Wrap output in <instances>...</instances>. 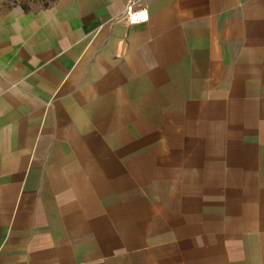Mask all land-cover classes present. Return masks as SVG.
Wrapping results in <instances>:
<instances>
[{
  "label": "crops",
  "instance_id": "obj_1",
  "mask_svg": "<svg viewBox=\"0 0 264 264\" xmlns=\"http://www.w3.org/2000/svg\"><path fill=\"white\" fill-rule=\"evenodd\" d=\"M0 264H264V0L1 14Z\"/></svg>",
  "mask_w": 264,
  "mask_h": 264
},
{
  "label": "rangeland",
  "instance_id": "obj_2",
  "mask_svg": "<svg viewBox=\"0 0 264 264\" xmlns=\"http://www.w3.org/2000/svg\"><path fill=\"white\" fill-rule=\"evenodd\" d=\"M46 1L47 0H0V15L19 9L37 10L43 7Z\"/></svg>",
  "mask_w": 264,
  "mask_h": 264
},
{
  "label": "built area",
  "instance_id": "obj_3",
  "mask_svg": "<svg viewBox=\"0 0 264 264\" xmlns=\"http://www.w3.org/2000/svg\"><path fill=\"white\" fill-rule=\"evenodd\" d=\"M148 17V12L144 8L133 9L131 7H127L123 20L128 25H137L146 22Z\"/></svg>",
  "mask_w": 264,
  "mask_h": 264
},
{
  "label": "trees",
  "instance_id": "obj_4",
  "mask_svg": "<svg viewBox=\"0 0 264 264\" xmlns=\"http://www.w3.org/2000/svg\"><path fill=\"white\" fill-rule=\"evenodd\" d=\"M56 2H57V0H47L45 2V4L43 5V7L39 8V9H47V8L51 7L53 4H55ZM22 10L24 12L32 11V9H22Z\"/></svg>",
  "mask_w": 264,
  "mask_h": 264
}]
</instances>
